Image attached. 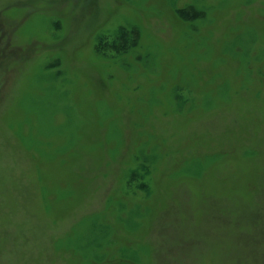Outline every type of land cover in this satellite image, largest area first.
Returning <instances> with one entry per match:
<instances>
[{
    "label": "rangeland",
    "instance_id": "374dc122",
    "mask_svg": "<svg viewBox=\"0 0 264 264\" xmlns=\"http://www.w3.org/2000/svg\"><path fill=\"white\" fill-rule=\"evenodd\" d=\"M0 264H264V0H0Z\"/></svg>",
    "mask_w": 264,
    "mask_h": 264
}]
</instances>
